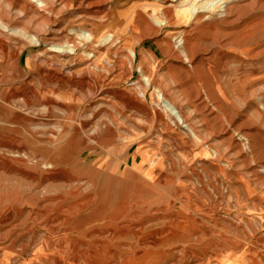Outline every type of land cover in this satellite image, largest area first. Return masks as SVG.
Returning <instances> with one entry per match:
<instances>
[{"label": "rangeland", "instance_id": "rangeland-1", "mask_svg": "<svg viewBox=\"0 0 264 264\" xmlns=\"http://www.w3.org/2000/svg\"><path fill=\"white\" fill-rule=\"evenodd\" d=\"M45 1L47 19L28 21L43 43H28L21 69L10 61L19 39L0 34V264H129L136 252H153L158 264H205L226 250L261 262L264 0H196L195 14L183 0ZM7 3L0 0V16L20 17ZM78 30L94 43L72 35ZM49 38L76 53L50 52ZM83 141L82 163L64 166L77 178L57 179L60 163L47 169L40 160L61 161L62 147ZM110 174L124 185L113 192L127 210L118 240L114 227H102L111 212L79 204L93 190L95 203L106 202L99 194ZM182 226L185 240L172 244Z\"/></svg>", "mask_w": 264, "mask_h": 264}, {"label": "bare ground", "instance_id": "bare-ground-1", "mask_svg": "<svg viewBox=\"0 0 264 264\" xmlns=\"http://www.w3.org/2000/svg\"><path fill=\"white\" fill-rule=\"evenodd\" d=\"M196 2H197L196 0H183V2H182L183 5L182 6H189L190 5L189 9L192 10L194 14L195 13H199L200 8H197ZM224 4H226V3H224ZM224 4H221V7L222 8L224 7L223 6ZM6 5L9 6V7H11V10H13V8L15 6H20V8H21L20 9V17L15 18V20H11L10 19L11 18L10 17V13H9V17H4L3 15L0 16V34L1 35H4V36H12V37H15V38H18L19 39L18 40V43L21 45V47L19 49L20 51L18 50L19 53H17L14 58L10 59V61L14 63V65H15V67H17V69L18 68L21 69V66H20V63H19L20 56L22 55L21 53L24 51V49L28 47V43H30L33 46H41L42 43H43L42 36L39 33H36V32H33L32 33L31 27L28 26V21L33 22V21L46 20L47 17H48V16L46 17V14L49 12L48 11V2H46L45 0H8V3ZM32 7H34L35 9H33L31 11L30 8H32ZM227 7H228V5L224 7L225 9H222V10H224L222 13H219L218 12V14H220L221 16L224 17L225 14L227 13ZM201 8H203V7H201ZM58 33L59 32L54 33L53 35L54 36H57ZM74 34L79 39L84 40L86 43H89V44H93L94 43L95 38L90 33L88 34L84 30H80V31L78 30V31L74 32L72 35H74ZM57 38H55V39L54 38L46 39L47 45H51L52 46V49L50 50V52H53L55 54H58L59 56L60 55H67L69 57L72 56V55H74L76 53V50L77 49H74V46L73 47L68 46L69 45V42L68 43L65 42L66 44L63 43L64 45H60V44L57 43L58 42L57 41ZM60 41H62V40H60ZM181 43H183V42H181ZM180 48H181V53L184 54V56L186 58H189L184 43L180 46ZM244 52L246 54L247 53L248 54H250V53L252 54V52H254V48L248 46V48H245ZM147 78L145 79L147 81V84L146 85L149 87L150 86V82H149V79H147ZM67 80H69V79H67ZM69 82H71V81L69 80ZM77 83L80 84V85H82V86H85L87 84V83L83 82L82 79L79 80V81H77ZM21 89L24 91V94L25 95H28V85H24ZM10 92H12V94H10ZM155 92H156V96H157L158 100L161 101L162 104L164 103L166 109H168V112L170 113V115L174 119V121L176 123H178V125H181L183 128L187 129L190 134L191 133L193 134L194 133L193 130L191 128H189L188 125H185L186 120H185V117H184L181 109L178 106H176V104L174 105L171 101L167 100L164 97V94L160 90H156ZM8 94L10 95L9 100L10 99L12 100V97L17 96V93L15 91H13V90L9 91ZM2 104L3 105L5 104L6 106H8L9 105L8 99L6 100L4 98V100H2ZM70 106L71 105H67L66 108H69ZM2 107H4V106H2ZM2 107H0V111L6 110L5 107L4 108H2ZM1 117H2V115H1ZM192 136L196 137L195 133ZM87 147H89V145L86 144L84 141L81 142V143L79 142V144L77 146L74 145V143H72V144H70L67 147H62V155H61L62 159H61V161H56V160L52 159V157L49 158V159L41 158L40 160L42 162H45V164L44 163L43 164H44V167L47 168V169L56 168L57 166L55 165V162H59L61 168L58 169V171H61V172L56 177H57V179H64V180H67L68 181L67 178H77V177L74 176V175H71V173H68L67 171H65L64 166H68L69 165L71 167H74L75 158L76 157L78 158L80 151L82 149L84 150ZM25 151L26 152L28 151L26 149V147H25ZM77 162L78 163H82V161H80L79 159H77ZM0 166H1V168H6L7 167V164L6 163H1ZM110 175H107L106 178L103 180V183H102L103 186H104L103 187V191H102V192H104V195L99 194L100 195V198H103V201H106V202L100 201L98 204L95 203L96 194L94 193V190H93L92 191L93 194H90L89 196H87V198L82 199L79 204L82 203L80 205V207L81 208H83V207L85 208V205H87L90 202H94V204H92L91 206H94L93 208H95L97 206L96 208L99 209V211H98L100 213L99 215H102V216H104L105 214H107V212H111L110 213L111 215L108 217V219L105 222V225L102 226V227L103 228H106V227H114V230L115 231H114L113 237L111 239L118 240V237H120L122 235V230L119 229L118 223H119V221H121L120 219L124 217V215L126 214V211L127 210H126V204H125V202L123 201L122 198L119 199V201H116V199L113 198V195H114L113 192L117 188H123L124 185L121 182H114V180L112 179V174H110ZM86 176H88L91 179L92 185H95L96 184V181L98 180V173H96L94 171V172H91L89 174H86ZM58 185H60V184H58ZM7 199L6 198H2L3 201H9V197H7ZM86 207H88V206H86ZM11 212L12 211L10 210V212L7 214L6 217H9L12 214ZM183 230H185V227L182 226V227L179 228V231H180L179 233H177V232H174V233L171 232L170 235L168 236L169 241H171V243L173 244V242H176L177 238H183V240H185L186 235H183L182 234L183 233ZM116 245H118V244H115L114 246H116ZM153 245H154L153 247H158L159 246V244H156V243H153ZM136 253H137V255H136ZM136 253H135L136 258L137 257L138 258L137 259H133L131 261V263H129V264H158V262H156L154 260L155 257H156V255H154L153 252L152 253H149V254H144V255H141V256H138L139 255V252H136ZM116 254H118V253H116ZM253 255L246 254L245 253L242 257H236V256H234L233 252H231L230 250H226L225 252H220V251L219 252H216L215 251V253H210L209 255H207V262L205 264H264V257L261 258V262H260V261H256V259H255V257ZM179 256H180V254H179ZM195 258H197V257H195ZM201 258H202V256H201ZM185 259H187V258H185ZM179 260H181V259H179ZM56 261H57V264H62V262H61V260H60L59 257L56 259Z\"/></svg>", "mask_w": 264, "mask_h": 264}]
</instances>
